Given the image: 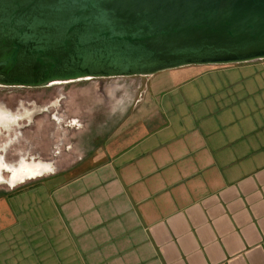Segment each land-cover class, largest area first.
Returning <instances> with one entry per match:
<instances>
[{
    "label": "crops",
    "instance_id": "0c3cea01",
    "mask_svg": "<svg viewBox=\"0 0 264 264\" xmlns=\"http://www.w3.org/2000/svg\"><path fill=\"white\" fill-rule=\"evenodd\" d=\"M150 77L92 169L1 173L48 180L0 194V264H264V59Z\"/></svg>",
    "mask_w": 264,
    "mask_h": 264
},
{
    "label": "water",
    "instance_id": "95a60500",
    "mask_svg": "<svg viewBox=\"0 0 264 264\" xmlns=\"http://www.w3.org/2000/svg\"><path fill=\"white\" fill-rule=\"evenodd\" d=\"M264 59V0H0V86Z\"/></svg>",
    "mask_w": 264,
    "mask_h": 264
},
{
    "label": "rangeland",
    "instance_id": "374dc122",
    "mask_svg": "<svg viewBox=\"0 0 264 264\" xmlns=\"http://www.w3.org/2000/svg\"><path fill=\"white\" fill-rule=\"evenodd\" d=\"M150 76L91 78L45 87L0 86V107L19 117L0 126V157L4 165L40 159L50 162L56 180L84 173L99 163L112 137L142 117L148 107ZM5 129H9L4 130ZM8 163V164H7ZM18 168V167H17ZM4 177L11 175L0 171ZM47 174L14 187L0 183V194L30 189Z\"/></svg>",
    "mask_w": 264,
    "mask_h": 264
},
{
    "label": "bare ground",
    "instance_id": "6f19581e",
    "mask_svg": "<svg viewBox=\"0 0 264 264\" xmlns=\"http://www.w3.org/2000/svg\"><path fill=\"white\" fill-rule=\"evenodd\" d=\"M30 114V112H25L22 114L23 116L27 117ZM18 119V116L16 115H11L8 113L6 109H3L0 107V126L2 127H9L12 124L16 122ZM33 167V168H32ZM8 168L9 170H12L11 175L8 179L9 183H14L18 180H21L24 176H29L32 175L33 173L41 172L43 170H47L48 167L47 165H38L34 164L32 162H26L25 157L22 158L19 167L17 168L16 166H9V165H4L3 162L0 160V171L2 169ZM4 181L2 176L0 177V182Z\"/></svg>",
    "mask_w": 264,
    "mask_h": 264
},
{
    "label": "flooded vegetation",
    "instance_id": "af4514ba",
    "mask_svg": "<svg viewBox=\"0 0 264 264\" xmlns=\"http://www.w3.org/2000/svg\"><path fill=\"white\" fill-rule=\"evenodd\" d=\"M8 112H9V111H8ZM21 116H23V115H21ZM21 116H18V118L21 117ZM13 125H15V124H12L11 126H13ZM11 126H9V127H11ZM2 127H3V126H2ZM6 128H7V127H6ZM11 128H12V127H11ZM11 128H9V129H11ZM9 129H5V128H4V130H7V131H8ZM22 158H23V157H22ZM22 158L19 160V162H18L19 164H20ZM0 160H1L3 163H5V162L3 161V157H0ZM5 164H6V163H5ZM8 165H9V166H14L13 164H8ZM5 166H6V165H5ZM4 169H6V168H4Z\"/></svg>",
    "mask_w": 264,
    "mask_h": 264
}]
</instances>
